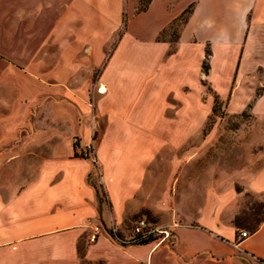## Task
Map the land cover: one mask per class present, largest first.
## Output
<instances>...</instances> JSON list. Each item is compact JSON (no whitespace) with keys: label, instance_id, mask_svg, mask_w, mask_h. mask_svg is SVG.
<instances>
[{"label":"crops","instance_id":"crops-1","mask_svg":"<svg viewBox=\"0 0 264 264\" xmlns=\"http://www.w3.org/2000/svg\"><path fill=\"white\" fill-rule=\"evenodd\" d=\"M138 1L0 0V264H80L79 244L104 264H264V219L240 239L226 174L180 182L178 156L215 107L201 74L264 128V0ZM257 158L242 176L264 202ZM143 208L178 222L171 244L111 234Z\"/></svg>","mask_w":264,"mask_h":264},{"label":"rangeland","instance_id":"rangeland-1","mask_svg":"<svg viewBox=\"0 0 264 264\" xmlns=\"http://www.w3.org/2000/svg\"><path fill=\"white\" fill-rule=\"evenodd\" d=\"M147 1L139 0L137 8H142ZM180 23V21H177L176 24L170 26L168 30L160 35V39L173 41L176 38ZM205 60H207V57L201 60L202 63ZM202 67H200V70L203 73L206 66L202 65ZM201 76L203 78L201 84L206 92H210L212 100L214 97L215 107L196 138L179 151L178 156H184L183 162L185 164L184 169L180 171L179 181H186L187 177L188 181H193L190 180L193 178L196 182L203 179L209 183L211 192H218L219 177L225 173L228 181L227 189L224 191H232L235 194L236 199H234L238 206L236 217H238L242 226L240 230L250 232L251 227L264 216V202L258 195L246 189L242 173L246 168L251 169L254 162L259 160L257 154L258 151L264 149V143L253 140L252 135L254 134L253 130L257 133L260 129L264 130V128H257L254 125L256 124L255 118H253L250 110L239 114H229L224 107V102L215 98L207 78L203 74ZM95 77L96 73L92 77L93 82L96 81ZM187 153L195 154L194 158L189 160V163L186 159ZM176 175H174L173 182L176 181ZM185 186L189 187L188 185ZM183 188L185 187L183 186ZM165 191H167V188ZM169 193H173L172 187L169 189ZM160 200L164 204L165 198L163 195ZM142 216H146L155 222H165L162 215L143 208L126 218L122 226L123 230L127 231L134 220ZM78 248L82 257L80 258V264H104L103 260L96 262L86 260L84 245L79 244Z\"/></svg>","mask_w":264,"mask_h":264},{"label":"built area","instance_id":"built-area-1","mask_svg":"<svg viewBox=\"0 0 264 264\" xmlns=\"http://www.w3.org/2000/svg\"><path fill=\"white\" fill-rule=\"evenodd\" d=\"M92 148V144L86 146L85 152ZM178 222H172L168 224H161L159 222H152L146 217L137 218L133 225L132 231L129 237L122 238L117 235L116 229H111V234L120 242V244L127 245L141 242H154L156 246L169 245L173 242V227L177 226ZM102 231V226L98 223L92 225V230L89 234V240L94 241L98 234ZM249 233L245 230H241L239 238H245Z\"/></svg>","mask_w":264,"mask_h":264},{"label":"trees","instance_id":"trees-1","mask_svg":"<svg viewBox=\"0 0 264 264\" xmlns=\"http://www.w3.org/2000/svg\"><path fill=\"white\" fill-rule=\"evenodd\" d=\"M181 19H183V18H181ZM207 53H206V57H207ZM205 57V58H206ZM206 61V60H205ZM205 61H203V65L204 66H206L205 68H204V71H206L207 70V62H205ZM206 63V64H205ZM142 217H146V216H142ZM147 218V217H146ZM148 220H150L149 218H147ZM264 219V216H262L252 227H251V229H250V231L251 232H253V231H255L257 228H258V226L260 225V223L262 222V220ZM150 221H152V222H154L153 220H150ZM233 224H234V226L236 227V229L237 230H240L241 228H242V226L240 225V223H239V219H238V217H234V219H233ZM141 243H143V242H141Z\"/></svg>","mask_w":264,"mask_h":264}]
</instances>
